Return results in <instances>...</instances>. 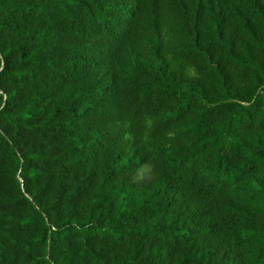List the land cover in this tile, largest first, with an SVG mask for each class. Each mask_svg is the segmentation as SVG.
<instances>
[{"label":"trees","instance_id":"1","mask_svg":"<svg viewBox=\"0 0 264 264\" xmlns=\"http://www.w3.org/2000/svg\"><path fill=\"white\" fill-rule=\"evenodd\" d=\"M0 264H264V0H0Z\"/></svg>","mask_w":264,"mask_h":264}]
</instances>
